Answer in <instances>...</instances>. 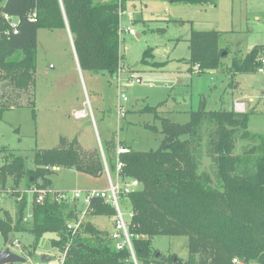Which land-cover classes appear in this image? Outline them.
Here are the masks:
<instances>
[{"label": "trees", "instance_id": "1", "mask_svg": "<svg viewBox=\"0 0 264 264\" xmlns=\"http://www.w3.org/2000/svg\"><path fill=\"white\" fill-rule=\"evenodd\" d=\"M159 1L201 7L218 0ZM32 14L34 19L29 18ZM12 17L19 20L15 27L10 24ZM66 27L79 70L113 82L122 62L116 0H0V118L6 111L21 108L34 115L37 31ZM151 31L164 33L163 29ZM221 35L191 30L189 57L180 62L188 64L189 71L195 69L196 75L229 74L230 88L235 87L236 75L260 73L263 43L255 44L243 58L232 59L228 72L224 71L229 47H220ZM166 63L156 62L151 48L143 51L140 60L141 66L154 72ZM200 97L184 124L160 116L157 110L166 100L138 111L152 114L159 125L144 127L161 135L156 150L135 151L125 142L110 139L101 144L100 152L98 147L82 148L76 138L61 137L57 147L35 151L32 167H28L23 156L0 149V196L9 195L15 203L14 215L0 208L2 245L6 247L14 234L29 233L36 253L42 237L51 234L49 245L57 251L59 262L68 245L62 264H232L234 260L264 264V134L247 130V112L223 106L210 109L204 95ZM239 142L245 146L235 154ZM117 146L128 149L118 156L121 182L136 180L139 184L121 198L131 210L127 231L134 260L126 247L117 250L110 234L90 222L91 217L115 216L114 208L103 199H90L76 229L69 226L79 220L81 203H54L50 197L36 201L38 192H51L53 169L100 178L105 161L109 172H115ZM203 156L210 161L206 170H200ZM31 189L36 193L29 201ZM28 214L31 218L24 220ZM155 237H185L186 259L153 250ZM34 252L29 253V264H35Z\"/></svg>", "mask_w": 264, "mask_h": 264}, {"label": "rangeland", "instance_id": "2", "mask_svg": "<svg viewBox=\"0 0 264 264\" xmlns=\"http://www.w3.org/2000/svg\"><path fill=\"white\" fill-rule=\"evenodd\" d=\"M122 9L125 14L120 17L123 27L120 52L124 65L131 73L128 69L123 71L125 67L122 64L115 78L122 82L123 93L128 99L124 104L129 111L125 118L119 121L116 115L118 91L114 80L109 84L104 77L73 69L74 56L69 39L60 31L41 29L36 48L34 115L28 108L4 112L0 118V149L6 148L15 155L23 156L28 167H32L35 151L57 147L61 137L69 140L76 138L84 149H91L94 142L100 150L101 144L114 139L129 144L135 151L156 150L161 135L144 127L159 125L152 114L138 111L144 106H154L166 100V104L157 110L160 116L184 124L189 120V113L197 109L198 94L204 95L207 106L212 109L216 108L214 104L220 98L224 109L247 112V130L253 134H264V72L236 75L233 80L235 87L230 88L229 74L190 76L186 72L188 64L180 62L189 57L191 30L218 31L222 34L220 47H229L228 55L223 59L224 71L229 69L232 59L243 58L258 42L264 44V0H218L215 5L201 7L170 1L126 0ZM129 27L140 38L130 36L126 32ZM156 29H163L164 33L151 31ZM147 48L153 50L156 62L167 61L164 69L154 72L140 65L142 53ZM190 73L197 71L192 69ZM123 74H127L126 79ZM80 108L86 111L87 119L75 118L74 110ZM243 146L244 143H237L234 153L239 154ZM1 156L0 164L3 162ZM209 164V159L203 156L200 170L208 169ZM109 173L114 179L115 172L110 170ZM49 189L52 192L106 191L108 180L104 172L100 178H92L71 169L57 168L52 171ZM28 195L31 201L33 194ZM119 205L128 222L129 204L120 198ZM0 208L14 215L13 198L1 195ZM89 220L108 234L115 231L113 219L96 216ZM52 237L51 234L44 235L35 253L33 237L29 233L14 234L11 239L17 240L19 247L10 246L9 249L26 259L25 264H29L31 252L35 253V264L39 262V255H47L50 258L48 264H60L57 251L49 245ZM186 243L185 237H155L152 248L162 256L175 254L184 260L187 257ZM0 244V249L6 248Z\"/></svg>", "mask_w": 264, "mask_h": 264}, {"label": "built area", "instance_id": "3", "mask_svg": "<svg viewBox=\"0 0 264 264\" xmlns=\"http://www.w3.org/2000/svg\"><path fill=\"white\" fill-rule=\"evenodd\" d=\"M116 1H117V5H118L119 26H120L121 30L123 31V27L120 25V17L125 14V10L122 9L123 0H116ZM29 18L34 19L35 14L30 15ZM129 19L131 20L132 17L129 16ZM126 32L130 36H134V33L130 27L127 28ZM262 63H263V68L260 70V73L264 72V58H262ZM114 82L117 84L116 88L118 91L117 92L118 102H117V106H116V115L118 116V119L120 121L125 116L126 110H125L124 104L128 101V99L125 96V94L123 93V85L121 84L122 82L117 78L114 79ZM81 116H82V114H80V113L75 114L76 118H80ZM100 150H101V148H100ZM126 153H128V149L121 147V146H117L114 179H112V177L110 176V173H109V170H108V167H107L105 161L103 162L104 163V173H105V176L108 180V189L106 191H86V192H82V191L52 192L51 191L49 193L38 192L36 201L37 202H43L46 197H50V200L54 203H73V202H77L79 204L81 203L83 205V210L81 212L79 220L75 224H71L69 226V227H73L74 229H76L79 225V222L82 220V218H83V216L87 210L90 199L92 197H99V198L103 199V202L105 204L111 205L115 210V216L113 217V221H114L113 225H114L115 231L113 234H110V237L115 241L116 249L122 250L124 247H126L130 252L131 258L134 260L133 250H132V246L130 243L131 237L129 236L128 231H127V223L128 222L125 221L124 215L122 214L121 209H120V205H119V199L120 198H122L123 196H126L129 193L137 190L139 187V184L136 180H125V181L121 182V180L119 178V172L122 169V163L118 159V156L122 155V154H126ZM34 192H36V190L31 189L29 191V194H33ZM130 217H131V213L129 214V218ZM30 218H31V216L28 214L24 220H29ZM18 244L19 243L17 240H13L12 247H14V248L19 247ZM67 248H68V245L66 246L65 251L62 255V260H61L60 264H62V261H63L65 254H66ZM233 263L239 264V262L236 260H234ZM39 264H47V263L39 262Z\"/></svg>", "mask_w": 264, "mask_h": 264}, {"label": "crops", "instance_id": "4", "mask_svg": "<svg viewBox=\"0 0 264 264\" xmlns=\"http://www.w3.org/2000/svg\"><path fill=\"white\" fill-rule=\"evenodd\" d=\"M7 20V19H6ZM39 31L40 30H38L37 31V40H38V33H39ZM47 31H52V32H55V31H60V33H62L63 35H65L68 39H69V41H70V44H71V48H72V51H73V56H74V58H73V60H72V63H73V69L75 68V69H77L78 71H80L79 70V67H78V63H77V59H76V56H75V53H74V48H73V45H72V39H71V35H70V33H69V30H68V28L66 27L65 29H54V30H47ZM134 36H136L137 38L139 37L140 38V36L139 35H137V34H134ZM120 54H121V52H120ZM121 56H122V59H123V55L121 54ZM124 60V59H123ZM123 64V66L125 67V68H123V71H127V66L126 65H124V61H122V63H121V65ZM129 70V69H128ZM187 74H189L190 76H196V73L195 74H191L190 73V71L187 69ZM131 73V70H129V74ZM128 74V75H129ZM208 74H214V73H208ZM123 76H125L124 77V79H126L127 78V74H123ZM199 76V75H198ZM197 96H199V99H200V96H203V95H197ZM220 97V96H219ZM173 101V103H175V98H173L172 99ZM128 102V101H127ZM224 103H223V101L222 100H220V98H218L217 99V102H215V104H214V106H216V108L215 109H217V108H221L222 106L224 107V105H223ZM208 108H210V109H212L211 107H209V106H207ZM99 111H103L102 109H98ZM126 110H127V113H129V111H128V108H126ZM104 112V111H103ZM76 113H80V114H82V116L79 118V120H82V119H87V117H86V111L83 109H76V110H74V114H76ZM101 115H102V113H101ZM76 118V117H75ZM77 119V118H76ZM117 123H118V119H117ZM89 124H90V122H89ZM89 126V125H88ZM95 147H97V146H94V142H93V145H92V147H91V149H93V148H95ZM100 191H104V190H100ZM84 192H86V191H84ZM111 219V221H112V218H110ZM49 260H50V258H49ZM48 264V263H47Z\"/></svg>", "mask_w": 264, "mask_h": 264}, {"label": "water", "instance_id": "5", "mask_svg": "<svg viewBox=\"0 0 264 264\" xmlns=\"http://www.w3.org/2000/svg\"><path fill=\"white\" fill-rule=\"evenodd\" d=\"M18 23H19V20L17 17L11 18V25L13 27L17 26ZM257 44L260 45L262 43L258 42ZM12 244H13V240L10 239L7 243L6 248L0 251V264H18V263L23 264L26 262V259L10 251L9 247L12 246ZM77 246H80V245H77ZM158 255L159 254H157V257ZM40 262L48 263L49 258H46L45 255L44 256L42 255L40 257Z\"/></svg>", "mask_w": 264, "mask_h": 264}]
</instances>
